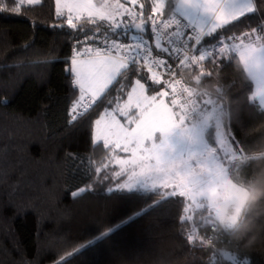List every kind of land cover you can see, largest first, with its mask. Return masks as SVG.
<instances>
[{"label": "trees", "instance_id": "16d2710c", "mask_svg": "<svg viewBox=\"0 0 264 264\" xmlns=\"http://www.w3.org/2000/svg\"><path fill=\"white\" fill-rule=\"evenodd\" d=\"M175 2L167 0V12H173ZM261 23L264 4L217 36ZM90 27L72 29L66 19L58 20L54 0L25 4L20 14L11 6L0 12V264H56L60 259L63 264H264V197L243 208L238 226L217 218L227 235L216 237L214 252L205 255L206 248L185 240L194 225L190 218L184 223L181 209L191 205L190 199L167 187L121 188L125 175L112 174L119 167L90 140L88 118L70 121V54L76 38ZM134 33L150 37L147 28ZM215 41L206 37L203 43ZM242 67L238 55L231 54L215 69H187L185 80L208 112L221 105L217 113L235 151V157L224 160L231 183L264 187V108ZM209 74L211 79H205ZM136 78L130 85L118 77L93 112L111 110L116 99L123 103ZM141 82L147 93H155L150 80ZM155 87L161 91L165 84ZM205 136L220 149L217 127L211 125ZM102 163L108 164L107 178L95 171ZM81 188L87 190L82 195ZM203 209L194 207L189 214L198 223L216 217L209 209L200 215Z\"/></svg>", "mask_w": 264, "mask_h": 264}, {"label": "snow or ice", "instance_id": "6c2138e0", "mask_svg": "<svg viewBox=\"0 0 264 264\" xmlns=\"http://www.w3.org/2000/svg\"><path fill=\"white\" fill-rule=\"evenodd\" d=\"M25 4L39 5L41 0H0V12L8 11L11 6L13 13L20 14ZM127 4L131 7L126 6ZM259 4H264V0H204V2L177 0L175 12L169 13L166 11L167 0H144L139 4L137 0H125L124 3L121 0H97L95 3L93 0H82L75 4H64L63 7L61 0H54V14L58 20L66 19L67 26L77 30L91 26L83 35L88 37L91 34L93 38L82 43L77 37L74 53L70 54L68 75L71 77L70 87L74 86V94L70 100L69 119L75 124L88 118L90 140L96 141L109 154L107 157L109 163H115L120 167L119 171L112 170L113 175L120 176L125 171L123 158L119 156L120 152L129 156L142 150L145 138L151 135L155 127V122L149 119L152 111L159 108L163 115L162 110L165 105L163 98L167 97L169 92L159 91L155 87L163 86L165 83L160 79L165 73L159 72L158 69H165L166 74L171 77L166 83L173 92L179 83L176 75L181 69H185L186 66L206 69L208 65H212L215 69L221 64L225 54L231 52L238 54L243 66L241 71L247 69L252 77L264 80V59H262L264 31L248 28L247 31L225 35L223 41L217 36L230 26L238 24L246 14L257 11ZM65 9L68 13L67 17H65ZM179 17H183L187 22L182 23ZM105 24L106 32H111L115 38L109 39L106 36L101 43H97L95 34ZM148 25L151 27L154 47L158 50L155 56L153 45L149 40L135 36L133 39L137 43L132 44L118 39L119 30L122 28L134 27L137 31L144 32ZM164 36L168 37L166 42L162 40ZM182 36L185 39L181 40ZM206 37L218 41L220 45L218 51L199 50ZM85 44L92 46L87 47ZM217 57L220 59L218 60ZM65 62L68 63L67 60ZM176 64H179L180 68H176ZM148 73L151 75L148 76ZM132 76L137 78L135 84L131 86V91L126 93L127 100L123 104L116 99L112 102L115 107H112V103L109 104L111 111L105 109L102 115L93 112L98 102H102L106 93L111 91L110 86L118 77L127 79L131 85ZM204 78L211 79V75ZM142 80L151 81L152 86L149 90L155 92V95H144L145 83H142ZM93 116L97 117L94 119V133L91 124ZM120 117H123L127 123H122ZM132 125L135 127L132 128ZM107 167L108 164L102 163V166L95 171L101 172L102 176L107 178L106 173L103 172ZM133 179L130 176L129 182H125L120 187L130 190L133 186L130 182ZM168 183L169 181H165V186ZM176 186L188 190V185L179 178ZM86 191L85 188H81L80 194ZM175 196L184 199L179 191ZM206 210H199V214L203 215ZM189 212H191L190 208L181 209V215ZM189 218L193 221L194 229L189 231L185 240L191 245L198 243L201 250L206 248L205 255L214 252L215 243V241L205 243L209 239L207 233H212L218 238L227 235L216 219L221 222L235 220L234 216H228L223 210L218 211L216 217L210 216L209 222L203 224V227L193 215L186 216L184 223H187ZM195 229L199 230V235ZM56 264H63V259L58 260Z\"/></svg>", "mask_w": 264, "mask_h": 264}, {"label": "rangeland", "instance_id": "374dc122", "mask_svg": "<svg viewBox=\"0 0 264 264\" xmlns=\"http://www.w3.org/2000/svg\"><path fill=\"white\" fill-rule=\"evenodd\" d=\"M79 2L82 0H61V6ZM93 2L95 3L97 0H93ZM121 2L124 3L125 0H121ZM137 3H143V0H137ZM126 6L131 7L130 4ZM65 15L66 17L68 15L66 9ZM245 71L248 74V70L245 69ZM160 79L165 82V88L161 91H168L167 81L161 77ZM252 79L254 94L260 100L261 107L264 108V80L254 77ZM155 94L147 93L145 87L144 95ZM168 96L164 99L169 98ZM220 108L221 105L211 106L207 117L196 125L184 123L168 99L164 106L166 111L162 110L163 115L159 108H155L149 117L155 122V127L151 135L145 138L142 150L129 156L119 155L124 161L125 171L122 174L125 175V182H129L130 176L134 178L130 182L133 185L130 190L167 187L172 194L179 191L180 195L190 199L191 205L187 208L191 210L194 207H206L215 215L220 210H223L228 216L235 217L236 214H239L244 208L248 194L244 187L231 183L227 176L224 160L235 157V151L223 132L222 116L217 113ZM120 119L122 123H127L123 117ZM211 125L217 127L219 142L223 143V147L220 145V149L211 147L207 143L205 133ZM131 127L134 128L135 125ZM161 146H165L168 151L158 157L156 149ZM161 153L160 150L159 154ZM219 153L223 156L219 157ZM178 178L188 185L187 191L176 186ZM165 181H169L167 186H165ZM223 222L228 227H232L231 221Z\"/></svg>", "mask_w": 264, "mask_h": 264}, {"label": "built area", "instance_id": "2783aa9c", "mask_svg": "<svg viewBox=\"0 0 264 264\" xmlns=\"http://www.w3.org/2000/svg\"><path fill=\"white\" fill-rule=\"evenodd\" d=\"M179 18L181 19L182 23H186V21L183 18H181V17H179ZM127 22H128L127 18H125V23H127ZM106 28H107V25L105 24L100 28L99 31L96 32L95 39H96L97 43H101L103 41V39H105L106 36L109 39L115 38L111 32H106ZM146 28L149 30V34H150L151 38L150 37H144L141 35H139V36L142 39L149 40V42L153 45V54L155 56V54L158 50H156L154 47V40L152 39L151 27H150V25H148V26H146ZM253 28H257L260 31H264V23L258 24L256 26H254ZM184 31L188 32L187 29H184ZM134 32H139V31H137L134 27H128L127 29L122 28L119 30L120 35H119L118 39H120L126 43L135 44V43H137V41H135L133 39V37H135L132 35ZM231 34H233V33H231ZM92 38L93 37L91 34L88 37H85L83 35V33L79 36V39L82 43L89 40V39H92ZM167 39H168L167 36L162 37V40L164 42H166ZM180 39L183 40V39H185V37L182 36ZM220 39L223 41L225 38H220ZM76 44H77V41L75 42L74 46L72 47V50H71L72 53H74V50L76 48ZM85 46L91 47L92 45L85 44ZM219 47H220V45H218V41H215L214 43H211V44H205L202 42L199 50L203 51V52H210V51H213L215 49L216 51H218ZM81 51H83V48H81ZM231 54H236V53H231V52L226 53L225 56L223 57V60L225 58H227L228 56H230ZM157 58H161V57H157ZM211 58L212 57H209V59H211ZM217 59L219 60L220 57H217ZM223 60L221 61V63L223 62ZM219 65H221V64H218L217 66H219ZM176 68H180V65L176 64ZM189 68H192V67L186 66L185 69H181V72L176 75V79L179 82L177 84V88L175 90H173V92L171 91L170 88H168V92H169V97H170L173 105L175 107H177L178 110H180V112H181L182 121L186 124H189V125H196L207 117L208 110L206 108H204L201 105V103L199 102V100L197 98L195 86H193V84H190L187 80H185L186 70ZM197 68L200 69L199 66H197ZM158 71L165 73L164 75L160 76L161 78H164L165 81H168L171 79V77H169L166 74L165 69L160 68V69H158ZM174 72H175V69H174ZM70 115H71V111H70ZM183 216H185V217L189 216L190 217V214L184 213ZM203 224H206V222L203 221V223H201V227H203ZM195 231L197 233H199L198 229H195ZM216 237L217 236H214L212 233H209L208 234L209 239H208L207 243L210 241H214V239Z\"/></svg>", "mask_w": 264, "mask_h": 264}, {"label": "clouds", "instance_id": "9594fccd", "mask_svg": "<svg viewBox=\"0 0 264 264\" xmlns=\"http://www.w3.org/2000/svg\"><path fill=\"white\" fill-rule=\"evenodd\" d=\"M245 191L248 194V198L245 200L244 208L250 207L257 200L264 197V187L250 186L245 188ZM242 215H243V209L239 214L235 215L234 222H230L231 226H238L242 219Z\"/></svg>", "mask_w": 264, "mask_h": 264}, {"label": "crops", "instance_id": "0c3cea01", "mask_svg": "<svg viewBox=\"0 0 264 264\" xmlns=\"http://www.w3.org/2000/svg\"><path fill=\"white\" fill-rule=\"evenodd\" d=\"M201 2H204V0H201ZM176 5H177V0H176V2H175V7H174V9H173V13L175 12V9H176ZM177 15H179V14H177ZM181 18H183V17H181ZM184 19V18H183ZM186 21V20H185ZM187 22V21H186ZM133 36H139V34L138 33H133L132 34ZM238 55V54H237ZM250 76V75H249ZM251 77V76H250ZM251 79H252V77H251ZM253 80V79H252ZM169 97V96H168ZM253 97H254V99L255 100H257L258 101V103L260 104V100L258 99V98H256V96H255V94H254V92H253ZM164 99V98H163ZM168 99V98H167ZM167 99L165 100V104H166V101H167ZM173 105V104H172ZM261 105V104H260ZM165 106V105H164ZM174 106V105H173ZM175 107V106H174ZM173 107V108H174ZM175 109V108H174ZM176 111H177V114H178V116H180L181 117V112H180V110H178V109H175ZM220 138V137H219ZM219 141H220V139H219ZM219 144L220 145H222V147H223V143H221V142H219ZM157 151H158V157H161L162 155H164L165 154V152H167L168 151V149L165 147V146H161V147H159L158 149H156ZM160 150L162 151V153L161 154H159V152H160Z\"/></svg>", "mask_w": 264, "mask_h": 264}, {"label": "water", "instance_id": "95a60500", "mask_svg": "<svg viewBox=\"0 0 264 264\" xmlns=\"http://www.w3.org/2000/svg\"><path fill=\"white\" fill-rule=\"evenodd\" d=\"M203 75V74H202Z\"/></svg>", "mask_w": 264, "mask_h": 264}]
</instances>
